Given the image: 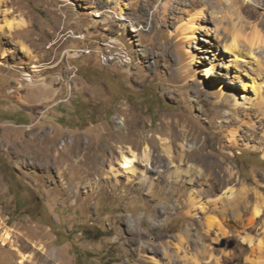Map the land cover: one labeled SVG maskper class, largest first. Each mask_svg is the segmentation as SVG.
<instances>
[{"label": "rangeland", "instance_id": "rangeland-1", "mask_svg": "<svg viewBox=\"0 0 264 264\" xmlns=\"http://www.w3.org/2000/svg\"><path fill=\"white\" fill-rule=\"evenodd\" d=\"M194 2L0 0V223L33 264H136L150 255L141 248L175 242L188 222L178 208L188 185L164 174L150 191H136L120 171L118 191L99 190L118 145L141 152L148 143L160 155L157 137L176 143L183 131L193 146L190 165L229 169L227 187L252 192L248 216L253 193L264 196V4H235L247 34L256 28L260 37L251 52L239 38L240 56L223 47L226 24L214 16L224 14L227 0ZM13 17L25 28L9 30ZM182 30L189 36L183 42ZM108 52L119 56L103 62ZM249 77L263 84L260 92L242 85ZM44 88L47 96L36 93ZM215 188V195L226 191ZM229 217V235L206 238L214 257L221 264L263 261ZM205 229L193 226L192 240ZM250 237L264 241L263 218ZM194 248L186 245L190 254ZM19 259L0 245V264Z\"/></svg>", "mask_w": 264, "mask_h": 264}, {"label": "bare ground", "instance_id": "bare-ground-1", "mask_svg": "<svg viewBox=\"0 0 264 264\" xmlns=\"http://www.w3.org/2000/svg\"><path fill=\"white\" fill-rule=\"evenodd\" d=\"M242 3L243 5L251 4L257 6L263 5L264 0H242ZM201 4L202 0H195L193 5L195 7H200ZM235 4H237V0H227V10L224 14L220 17L216 16V14L214 16L215 19L219 18L218 20H223L222 22L225 21L226 24V27L223 28L225 32L223 47L232 53H239L240 56H242V48L244 49V47L242 46V48H240L239 38L243 37L251 52L253 49L252 47L259 43L258 41L260 37L257 34V30H255L256 28H252V33L249 32L250 34H247V25L242 23L239 14L236 15L238 7ZM219 5L220 4H218V6ZM198 16H201V14ZM234 16L237 17L236 21L234 20ZM25 26L26 25L22 19L14 17L11 18L7 24L8 29L13 31L22 30ZM189 29L191 30V28H188V30ZM188 30H182L179 33L180 38L178 41L183 42L184 40L189 39V36L186 35ZM82 52L83 51H78L79 54L76 56H79ZM110 53L115 57L119 56V54L115 52ZM101 57H108V53ZM238 57L236 56L235 58L239 59ZM24 78L27 79L28 82H32L30 75L26 74L24 75ZM259 81L257 78L249 77L248 81L242 82V85L245 88H251L256 92H260L263 84ZM36 93L40 96H47L49 91L44 88L39 89ZM121 121L123 120L118 119L119 126L123 127L124 124ZM182 133L183 131L177 137L178 141L176 143L157 137L158 140L161 141L160 155L158 153L156 154L155 151H152L148 143L144 144L141 152L134 150L130 146L124 148L121 145H118L116 152L113 153L108 160L109 166L107 169V175H109L110 178L106 177V181H104L103 185H97V187H100L99 190L106 186L110 189L111 193L118 191L119 186L123 185L118 180V177L121 176V174H119L120 171H123V173L128 176L127 182L124 186L128 188L133 187V182H135L137 184V187L134 188L136 191L145 188H148V191H150L157 180L164 178V174L171 183L182 182L184 186H186L185 184L188 185L186 197L178 207L181 209L185 208L184 214L186 215L188 222L183 227L180 234L174 237L175 242L161 241L159 244V250L152 244H149L151 247L150 250L147 248H141L138 250L139 252H150V255H140L136 264H181L179 262H182V264L183 262L184 264H221L219 259L215 258L213 255L215 253L214 249L206 246L205 241L211 232H215L216 235L220 236L229 235V232L225 228V223L231 222L230 215H232V220L235 221L236 224L241 227L242 232L245 233V237H243L242 240L251 247V252L260 254L259 258L264 257V241H262V237L258 240V243H254L253 239L250 237L251 232L256 228L257 221L263 218L264 223V196L257 191L253 193L256 196V203L252 207L251 215L248 216L247 203L250 193L252 192L246 188L233 191V189L227 187L231 184L230 182L232 181L231 179L233 175L229 169H225L221 172L220 170L209 169L208 166L203 164H200V168L193 164L190 165L188 161V153L193 149V146L184 142L186 138ZM79 170L81 171V167ZM103 173L106 172L101 169L100 175H103ZM152 173H155L156 176L154 177ZM85 174L88 175L89 173L85 171ZM86 176L82 178H87ZM215 187H218V191L227 187L226 191L222 193L223 195L228 193L226 197L223 195H215L214 191H217ZM77 192L76 197L78 198L79 195ZM93 192L94 188L89 192L87 191L84 200L91 197ZM243 205H246V208L240 211V207ZM172 209H174V207H172ZM229 213L230 215H228ZM199 214L205 216L204 222L199 220ZM197 223L200 226H204L206 229L204 233L200 234L196 231L198 237L195 240H192L191 228ZM4 226V223H0L1 247H8L10 250L16 251L20 258L18 264H33V260H29L31 258L30 255L21 252L20 249L15 246L11 230ZM137 235L140 237L139 234ZM163 238V235H158L159 240H162ZM191 242L195 247L194 254H190V251L186 249V245H189ZM171 249H174V251ZM161 254L163 255V258H165V261H162ZM49 262H51V264H63V262L59 261L57 258H54L53 260L50 259ZM247 263L264 264V260L257 261L248 258Z\"/></svg>", "mask_w": 264, "mask_h": 264}, {"label": "built area", "instance_id": "built-area-1", "mask_svg": "<svg viewBox=\"0 0 264 264\" xmlns=\"http://www.w3.org/2000/svg\"><path fill=\"white\" fill-rule=\"evenodd\" d=\"M85 54H90V53H85ZM117 57L113 56L110 52H108V57H103V62H108V61H113L115 60Z\"/></svg>", "mask_w": 264, "mask_h": 264}]
</instances>
